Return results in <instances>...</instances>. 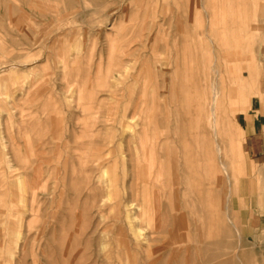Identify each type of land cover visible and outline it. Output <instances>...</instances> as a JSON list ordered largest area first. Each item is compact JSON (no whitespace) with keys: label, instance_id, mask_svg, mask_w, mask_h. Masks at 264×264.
Here are the masks:
<instances>
[{"label":"rangeland","instance_id":"obj_1","mask_svg":"<svg viewBox=\"0 0 264 264\" xmlns=\"http://www.w3.org/2000/svg\"><path fill=\"white\" fill-rule=\"evenodd\" d=\"M184 1L0 0V264H264V0ZM214 82L213 179L183 158Z\"/></svg>","mask_w":264,"mask_h":264},{"label":"bare ground","instance_id":"obj_2","mask_svg":"<svg viewBox=\"0 0 264 264\" xmlns=\"http://www.w3.org/2000/svg\"><path fill=\"white\" fill-rule=\"evenodd\" d=\"M215 71L217 72L218 69L216 68ZM238 87L241 86L238 85ZM187 101L190 103L189 100ZM227 101L228 98L224 97L223 94V84L221 83L219 85L214 82L209 97L202 102L199 101L198 105L193 106L192 109L191 104H189L188 115L192 120L195 119V121L191 123V126H188L189 129L186 126V129L193 133L186 144L191 154L184 156V158L183 156L181 157L189 168L188 171H191V173H197L200 176L214 179L217 177L218 173L217 159L224 165L222 161L223 148L220 140L223 124L229 122L228 113H226V110L224 111ZM238 109L240 108L238 107ZM226 262L227 261H222L220 264H225Z\"/></svg>","mask_w":264,"mask_h":264},{"label":"crops","instance_id":"obj_3","mask_svg":"<svg viewBox=\"0 0 264 264\" xmlns=\"http://www.w3.org/2000/svg\"><path fill=\"white\" fill-rule=\"evenodd\" d=\"M257 117L253 119V123L250 125V131L248 132L247 146L250 152H255L257 165H261L260 168H264V163H261V153H263L264 158V114H256ZM258 153V154H256ZM264 162V159H263ZM256 165V166H257ZM259 168V166H257ZM263 172V169H262Z\"/></svg>","mask_w":264,"mask_h":264}]
</instances>
